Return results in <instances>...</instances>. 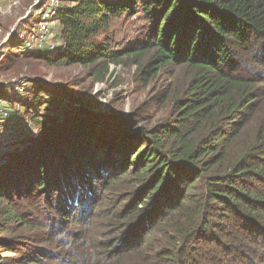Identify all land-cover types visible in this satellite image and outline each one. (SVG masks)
<instances>
[{
    "label": "trees",
    "instance_id": "trees-1",
    "mask_svg": "<svg viewBox=\"0 0 264 264\" xmlns=\"http://www.w3.org/2000/svg\"><path fill=\"white\" fill-rule=\"evenodd\" d=\"M62 1L57 51L17 38L0 70L39 60L107 81L113 65L134 61L143 80L166 72L170 115L141 126L38 82L34 130L0 151V251L10 256L0 264L67 250L66 230L70 264H264V0ZM137 14L146 23L122 45L113 23ZM117 188L122 200L105 201L116 231L92 243L91 207ZM32 226L51 235L31 238ZM10 227L23 231L3 235Z\"/></svg>",
    "mask_w": 264,
    "mask_h": 264
},
{
    "label": "rangeland",
    "instance_id": "rangeland-1",
    "mask_svg": "<svg viewBox=\"0 0 264 264\" xmlns=\"http://www.w3.org/2000/svg\"><path fill=\"white\" fill-rule=\"evenodd\" d=\"M48 1L51 0H4L0 3V61L8 56L17 38L18 40L24 38L22 33L29 29V25L36 24L41 19ZM145 23L142 14H137L132 18L116 20L113 26L118 29L119 40L123 45L127 41H134ZM55 42H60L58 35ZM91 72L89 67L83 65L51 66L47 62L39 60L31 61L30 64L22 62L11 71L0 70V90L5 89L2 97L10 100H4L5 103L0 107V151L4 150L1 153H4L5 150L8 152L15 150L19 143L12 145V141L24 138L29 130H34L32 120L29 119L32 117L29 111L33 113L38 109L35 98L39 93L37 84L40 81L49 91L48 95L59 97L62 100L67 96L71 98L75 95L76 100L71 98L75 102L74 106L82 109L86 108L94 114H98V110L105 112L103 115L117 112L119 115L134 118L135 123L139 121L141 126L150 127L169 117V102L165 101L159 93L161 84L168 80L166 72L160 73L151 80H143L144 75H142L141 69L137 67L134 61L130 60L119 66L113 65L112 74L107 81L97 80ZM76 96L81 99H77ZM141 109L143 110L142 115L145 116L135 120L137 115L133 116V114L138 113ZM25 110H28V112H25ZM123 193L124 190L121 188L105 195L102 193L98 197L101 202L92 205L93 217L91 219L94 218V220H91L93 221L92 237L90 238L92 243L106 240L108 237H112L111 231H116L115 227L107 225L108 209H112L114 204L112 203L109 207H106L105 201L110 196L113 198V202L115 201L118 204L122 200ZM82 217H85V215ZM33 227L27 230L31 238L39 236V238L44 239L46 234L47 237L51 235L48 228H35L33 230ZM17 229L15 227L13 229L15 232H13L10 227L2 230V233L8 237L13 233L23 231ZM70 232L71 230H66L60 233L66 243L70 245L67 250V245L64 243L61 247L52 248L51 253L53 254L50 256L33 253L28 260L21 261V264H70L72 260L74 261V258L71 259L72 256H69L74 254L72 246L74 242ZM89 249V253L94 254L95 259L100 257L101 254H98V252L102 251V247L98 250H95L94 247ZM57 254L59 256H56ZM9 257L6 253L0 251V260ZM30 257L34 259L41 257V259L31 262L29 261ZM112 263V260L103 257L101 264Z\"/></svg>",
    "mask_w": 264,
    "mask_h": 264
},
{
    "label": "built area",
    "instance_id": "built-area-1",
    "mask_svg": "<svg viewBox=\"0 0 264 264\" xmlns=\"http://www.w3.org/2000/svg\"><path fill=\"white\" fill-rule=\"evenodd\" d=\"M4 0H0V3ZM63 5L62 0L48 1L46 9H44L41 19L35 24H31V28L26 30L23 34V47L28 50L48 49L55 53L59 48V42L55 39L59 32H57L56 15L60 7ZM21 34V36H22Z\"/></svg>",
    "mask_w": 264,
    "mask_h": 264
}]
</instances>
